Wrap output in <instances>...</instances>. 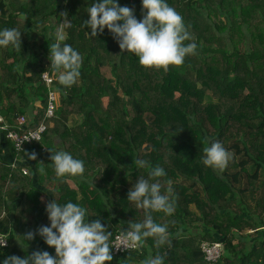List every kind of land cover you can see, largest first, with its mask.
<instances>
[{"label": "trees", "instance_id": "16d2710c", "mask_svg": "<svg viewBox=\"0 0 264 264\" xmlns=\"http://www.w3.org/2000/svg\"><path fill=\"white\" fill-rule=\"evenodd\" d=\"M96 2L0 0V30L17 29L22 40L20 49L0 47V113L8 125L0 140V233L9 241L0 247V264L37 250L56 255L38 234L23 237L50 226L49 201L83 206L86 220L100 219L112 232L110 243L129 221L143 222L146 212L127 200L128 192L139 177L156 180L135 159L165 169L156 178L162 192L172 181L174 213H152L168 225L171 246L157 248L148 238L142 247L112 249L110 264H142L157 254L164 264H264V0H167L192 36L185 43L197 45L196 54L168 71L141 66L107 28L92 37L84 21ZM117 2L143 19L142 0ZM61 27L64 43L83 58L71 88L59 83L49 59ZM51 90L59 100L48 117ZM20 117L27 120L20 124ZM41 124L42 139L21 150L7 136ZM213 141L233 154L223 173L202 163L204 143ZM5 148L32 163L27 174L4 159ZM50 150L84 161V176L57 177ZM32 152L36 160L26 155ZM52 183L53 195L43 190ZM205 241L223 243L214 262Z\"/></svg>", "mask_w": 264, "mask_h": 264}, {"label": "clouds", "instance_id": "9594fccd", "mask_svg": "<svg viewBox=\"0 0 264 264\" xmlns=\"http://www.w3.org/2000/svg\"><path fill=\"white\" fill-rule=\"evenodd\" d=\"M142 6L143 19L138 20L133 8L120 6L117 0H101L88 7L90 19L84 21V25L91 29L92 37L102 34L107 28L121 51L134 54L145 68L168 71L170 66L180 67L187 56L196 54L197 45L185 43L191 41L192 36L183 17L167 0H142ZM65 40L66 35L61 27L56 31L55 42L49 45V59L59 83L71 88L81 75L83 58L71 45L64 43ZM10 45L15 49L21 48V32L14 28L0 30V47ZM51 153L50 159L57 177L84 176V161L63 150ZM203 153L202 163L221 173L233 159V154L219 141L211 142L210 146L205 142ZM26 155L31 160L37 159L35 152ZM134 165L138 169L148 167L149 177L156 182L139 177L130 189L127 200L144 209L146 216L143 222L129 221L128 228L116 239L121 241L125 250L142 247L148 238H155L157 248L165 244L171 246L168 225L155 222L152 213L163 212L169 216L174 213L172 181H167L166 192H162V184L156 178L166 175L163 167H153L143 159H135ZM46 213L50 226H40L23 237L34 240L38 234L48 246L55 248L56 255L37 250L24 258L8 256L3 264H110L113 260L112 249L119 247L110 243L112 232L100 219L86 220L87 213L83 206L71 201L62 205L54 200L47 202ZM6 241L0 238V247H6ZM142 264H164V257L160 254L149 256Z\"/></svg>", "mask_w": 264, "mask_h": 264}, {"label": "built area", "instance_id": "2783aa9c", "mask_svg": "<svg viewBox=\"0 0 264 264\" xmlns=\"http://www.w3.org/2000/svg\"><path fill=\"white\" fill-rule=\"evenodd\" d=\"M43 77L47 81V83L52 82V78L49 76L48 73H45L43 75ZM58 100H59V94L57 92L51 90L49 92V101H48V106H47V111H46V115L48 117H52L54 115L56 102ZM24 122H25L24 117H20L19 123L22 124ZM7 129H8V125L5 121V118L0 113V140L3 137V132ZM45 130H46V125L41 124L37 129L27 130L26 132H22V133L15 131V130H9L7 136L13 140L15 148L17 150H21V149H23L25 144H30L36 140H41ZM20 145H21V147H20ZM20 161H22V160L14 158L12 161V166L16 167L18 164H20ZM21 168H22L23 173H25V174L28 173V168L26 166L22 165ZM121 232H123V231H121ZM121 232H119L115 235V238L113 239V241L111 243L113 246L119 247V248H113V251L115 253H122L125 251V246L121 245V241L116 239L117 236H119ZM0 238L7 239L6 244L8 245L9 241H8V237L6 234L0 233ZM201 246H202L203 251H205V253H206V258L209 261H213V262L216 261L217 259H219L220 255L222 254V251H223V243L221 241L220 242L219 241H216V242L205 241L201 244ZM128 249H131V247Z\"/></svg>", "mask_w": 264, "mask_h": 264}, {"label": "crops", "instance_id": "0c3cea01", "mask_svg": "<svg viewBox=\"0 0 264 264\" xmlns=\"http://www.w3.org/2000/svg\"><path fill=\"white\" fill-rule=\"evenodd\" d=\"M38 104H39V102L37 103V105H38ZM24 119H25V121L27 120L26 117H24ZM4 151H5V153H6V154L4 155V159H5L6 161H8V162H11L15 157H12V156L8 155V149H7V148H5ZM20 164L23 165V166H26L27 168L30 167V166L32 165V163H31L30 161H27V160H22V161H20ZM52 184H53V187H51ZM52 184H50L46 189L43 188V190H45V192L51 193V195L54 194L53 189H54V187H55V183H52Z\"/></svg>", "mask_w": 264, "mask_h": 264}, {"label": "rangeland", "instance_id": "374dc122", "mask_svg": "<svg viewBox=\"0 0 264 264\" xmlns=\"http://www.w3.org/2000/svg\"><path fill=\"white\" fill-rule=\"evenodd\" d=\"M106 71H107V73L109 74V69H108V68H106ZM51 187H53V184L51 185Z\"/></svg>", "mask_w": 264, "mask_h": 264}]
</instances>
